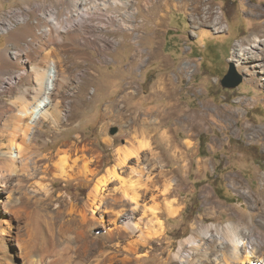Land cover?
<instances>
[{
  "label": "rangeland",
  "instance_id": "1",
  "mask_svg": "<svg viewBox=\"0 0 264 264\" xmlns=\"http://www.w3.org/2000/svg\"><path fill=\"white\" fill-rule=\"evenodd\" d=\"M165 1L162 0L160 4ZM144 2L145 0H131L128 7L109 6L98 16L92 12L94 17L90 22L84 14L78 21L80 29H74L80 34L73 35L74 30L69 31L72 34H67L62 32V29L69 25V20H72L70 14L77 7L75 0H0V21L12 16L13 11L17 10L28 21L22 24L23 26L18 25L10 30L4 26L6 30L0 33V47H5V38L7 44L17 45L8 49L7 58L12 67L0 76V85L3 83L2 78L26 69V75L17 80L11 89L0 91V161L10 159L6 145L12 142L25 149L31 146L30 136L33 130L28 125L29 118L20 119L16 113L24 104L26 106L31 104L30 97L34 92L31 88L37 87L34 76L31 79L36 63L47 68L51 63L57 62L60 70H64L67 76V83L59 89L57 96H54L55 102L59 100L58 110L64 118L59 129L52 128V120L40 123L38 145L43 148L44 155H50L63 143L78 139L89 159L99 157V160L104 161L102 174H105L107 168L117 158L118 149L128 144L126 137L121 134L124 125L112 116V112L117 106H124L123 100L127 101L130 111L136 114L141 112L152 114L162 108L166 103L164 96H154L150 93L156 89L154 86L160 76L168 74L172 78V85L176 86L177 97L182 102V110L178 111H182L180 113L183 114V109L190 107L202 114L204 124L192 131V136L188 138L194 144L190 151L194 155L189 158L190 170L184 179L185 186L169 199L178 201V211L173 215L164 213L158 216L165 224L166 232L154 238V244L140 255L148 256L150 264L169 258L176 262L175 255L178 253L180 243L191 235L193 220L203 216L207 225H226L241 220V231L245 232V228L253 231L255 244L251 246L256 257L262 258L264 42L256 43L254 40L257 31L264 29V0H208L214 12V22L205 24L195 22L199 16L196 17L197 15L192 12V6L177 8L174 2L169 1L164 19L166 24L164 23L162 31L165 32L160 33L159 39L153 34L155 25L151 10ZM184 2L186 0L179 2V5ZM98 3L103 7L106 1L78 0V10L79 7L81 9L94 7ZM28 7L32 13L24 11ZM52 9L56 12L58 28H50V23L40 17ZM127 9L136 10L134 19L130 20L127 14H124ZM95 24L104 26L101 32L115 43L114 46L105 44L109 48L103 47L98 50L89 42L84 44L79 42L85 38L90 39L91 30L96 28ZM49 28L50 33H43L42 30ZM86 33H90L89 37ZM261 35L264 41V32ZM136 37L139 45L135 43ZM255 45L258 46L253 47ZM138 48L143 49L142 55L138 53L143 60L134 57ZM241 48L247 49L251 54L252 52L259 54L263 58V63L253 58L248 61L240 60L237 51L239 52ZM16 50L19 56L14 60L13 53ZM231 64L237 74L242 76L243 81L235 89H224L221 80ZM131 81L134 82V92L125 99L126 92H129L128 83ZM26 88L32 92L26 93ZM20 97H23L22 100ZM129 113L123 111L120 114L126 116L128 120L131 117ZM113 128H116V134L111 133ZM184 134L183 131L177 136L185 140L187 136ZM16 161L17 163H12L16 168L12 172L13 175L1 172L3 168L1 169L0 165V172L4 174L0 180L10 182L8 190L12 192L11 199L15 201L13 205L20 209L18 217L16 213L10 215L7 213L8 217L14 219L9 222L14 229V241H17L18 237L27 236L28 230L32 228L31 226L34 227L38 219L37 223L43 224V235L49 232L48 223L55 224L56 232L60 225L69 228L74 223L82 224L83 219L79 210H82L89 201L91 191L90 186L83 184L87 180H67L56 177L54 172H41L34 180L27 179V174L19 171L21 160ZM20 177H25L28 181L27 188L22 185L23 189L18 184ZM44 184H48L54 190L52 197H47L42 190ZM205 188L212 192V198L206 197ZM7 196L8 194H5L3 198L5 203H0V209L4 211L8 205ZM161 201L162 199L158 202L163 205ZM141 204L155 206L149 198L144 202L142 200ZM210 204L216 207L211 208ZM74 205H78V214L73 210ZM35 212H39V215ZM33 213L40 217L34 216ZM90 213L88 211L89 217ZM28 217H31L29 219L32 225ZM145 217L152 219L153 216L147 214ZM91 222L92 219L84 222L83 240L88 242L89 249L83 260H88V264H92V260L102 251L115 252L111 243L98 237L105 233L103 222H98L100 228L97 229L90 228ZM67 235L71 236V233ZM12 250L22 253L19 246ZM196 256L193 258L196 259ZM32 258L36 260L35 256ZM250 259H247L248 264L252 263ZM25 262L29 264L30 261L26 259ZM252 264L264 263L254 261Z\"/></svg>",
  "mask_w": 264,
  "mask_h": 264
},
{
  "label": "bare ground",
  "instance_id": "2",
  "mask_svg": "<svg viewBox=\"0 0 264 264\" xmlns=\"http://www.w3.org/2000/svg\"><path fill=\"white\" fill-rule=\"evenodd\" d=\"M104 1L106 3L103 4V7H100L98 3L94 7L82 9L79 7L78 10V0H75L77 7L70 14L72 20L68 21L69 25L63 28L62 32L72 34L69 33L70 30L80 29L78 28V21L81 20L84 14L88 18L87 21L90 22L94 17L91 14L92 12L98 16L102 14L101 12L107 10L109 6L128 7L131 2V0ZM161 1L145 0L144 2V5L151 10V17L155 25L153 34L156 39H159L160 33L165 32L162 31L166 24L164 19H166V7L169 1L174 2L177 8L184 9L187 6L189 7V5L192 6V12L197 15L196 17L199 16L195 19V22L198 21L200 24L214 22V12L208 0H186L182 5H179V2L181 3L183 0H166L160 4ZM205 5L207 6L205 7ZM128 9L124 14H127L128 19H134L137 13L135 12L136 10ZM24 11L32 13L29 7ZM40 17L50 23V28L59 27L56 12L53 9L41 14ZM25 21V16L19 10L13 11L12 16L0 21V33H3L6 30L5 28L10 30L22 25ZM218 24L219 22H217ZM95 27V29L91 30L90 37V33H86V36L90 38L89 40L85 38L79 40V42L83 44L89 42L98 50L103 49V47L109 48L108 45L114 46L113 44L115 43L101 32L104 30V26H96L95 24ZM50 28L42 30L43 33H50ZM73 32V35L80 34L78 33L79 31L74 30ZM257 32L258 34L255 36L254 41L263 43L261 34L264 29H260ZM134 40L137 43V37ZM157 43L160 42L157 41ZM142 51L143 49L138 48L137 53L134 55L135 59L139 60L142 58L138 54L142 55ZM252 53L247 49L241 48L239 52L237 51V56L240 60L244 59V61H248L250 58L263 61L259 54ZM18 56L17 50L14 51L13 59L16 60ZM105 59L108 60L106 57ZM262 67L264 66L262 65ZM33 72L31 79L34 76L37 87L31 88L34 89L33 95L30 97L32 100L31 104L27 106L24 104L23 108L16 113L20 119L29 118L28 125L33 130L31 132L32 137L30 136L31 146L25 149L14 142L6 145L10 159L7 158L8 160L0 161L1 169L3 168L1 172L5 171L12 174L15 168L12 163H17L16 160L20 159L21 167L19 171L27 174V179L34 180L41 172H54L56 177L67 180H87L83 184L90 186L91 191L89 193V201L85 203L82 210H79L81 219H83L82 224L74 223L69 228L67 226V228H64L60 225L58 226L59 230L57 229L56 232L55 224L51 225L48 223L49 232L47 235H43V224L37 223L39 219L36 220V218L37 222H35L34 227L31 226L32 228L28 230L27 236L20 238L17 236V241H14V229L9 225V222L14 221V219L10 216L8 217L7 213L9 215L16 213L15 215L17 216L20 213V209L13 205L12 192L8 190L10 182L7 183L5 180H0V203H5V200H3L4 195L8 194L6 199L8 205L4 206L6 210L0 209V264H27L25 262L26 259L30 261L29 264H88V260H83V257L86 256L85 253L89 249L88 242L83 240L85 232L84 222L87 219H92L90 228L93 229L99 227L98 222H103L104 227H102L105 229V233L98 237L107 240L115 249V252L102 251L97 258L92 260V264H150L147 259L148 256L145 257L140 254L154 244V238L160 237L166 232L165 224L158 216L164 213L173 215L178 211V201L169 199L176 191H181L185 186L184 179L190 170L189 158L194 155V153H190L194 144L188 138L192 136V131L201 128V125L204 124V117L190 107L183 109V114L180 113L182 111L179 112L178 110H182V102L177 97L176 86L171 83V76L168 74L160 76L154 86L156 89L150 94L164 96L166 103L162 108L152 114L148 112L136 114L130 111V108L127 107V101L123 100L124 106H117L116 110L112 112V116L123 123L121 134L126 137L128 144L118 149L117 158L113 160V164L107 168L105 174H102L104 161L99 160V157L89 159L83 146L78 143V139L67 141L60 145L56 152H49L50 155H44L43 148L37 143L38 133L41 130L39 125L44 120H52V128L59 129L64 117L58 110L59 100L55 102L54 96L56 97L59 89L67 83V76L64 70H60L57 62L51 63L47 68H44L43 64L36 63ZM24 75H26V69L2 78L3 80L1 81L3 83L0 85V91L11 89L16 84V81H19ZM133 88L134 82L131 81L128 83L127 89L129 92H126L125 99L133 95ZM31 89L26 88V93L32 92ZM25 97L27 96L25 95ZM20 98L22 100L23 97ZM19 102L21 103V101ZM23 102L27 103L25 100ZM13 104L15 105V103ZM123 111L130 112L129 115L131 117L128 120L126 116L120 114ZM183 131L187 136L185 140H181L177 136L178 133ZM171 164H175V166L172 167ZM1 172L0 174H2ZM24 178L20 177L19 179L18 184L21 188H23L22 185L27 188L28 181ZM42 190L47 197H52L54 194V190L48 184H44ZM34 192L37 191L34 190ZM204 192L208 199L212 198V192L208 188H205ZM148 198L151 199L155 206L149 207L148 204H141L142 200L144 202ZM160 199H162L163 205L159 204L158 201ZM210 205L211 208L216 207L215 205ZM73 210L78 214V205H74ZM88 211L91 212V217L87 215ZM35 213H33L34 216L39 215V212H37L38 215ZM141 214L143 216L148 214L153 217L152 219L151 217L147 219L145 216L142 217ZM29 218L31 217H28V220L30 225H32V221ZM204 219L203 216H200L193 220L191 235L180 243L178 253L175 255L176 262L171 261L169 258L166 261H156L155 264H173V262L174 264H180V262L187 264H248L247 259L249 258H251L249 261L252 263L254 261L264 263L257 260L264 261V257H256L251 246V244H255L253 231L245 228L246 231L242 232L241 220L226 225H207ZM90 228L89 230H91ZM67 233H71V236H68ZM214 244L215 246L213 247ZM17 246H19L22 253L18 250H12ZM92 246L95 247V245ZM33 256L36 257V260L32 258ZM194 256H196V259L193 258ZM252 258H254L253 261Z\"/></svg>",
  "mask_w": 264,
  "mask_h": 264
},
{
  "label": "water",
  "instance_id": "3",
  "mask_svg": "<svg viewBox=\"0 0 264 264\" xmlns=\"http://www.w3.org/2000/svg\"><path fill=\"white\" fill-rule=\"evenodd\" d=\"M242 81V76L237 74L234 66L231 64L227 74L221 80V85L224 89H235L242 83ZM116 132V128H113L111 131L112 134H116Z\"/></svg>",
  "mask_w": 264,
  "mask_h": 264
},
{
  "label": "crops",
  "instance_id": "4",
  "mask_svg": "<svg viewBox=\"0 0 264 264\" xmlns=\"http://www.w3.org/2000/svg\"><path fill=\"white\" fill-rule=\"evenodd\" d=\"M6 40V45L5 47H0V76L3 75V73H5L11 66V64L9 63V59L7 58V53H8V49L9 47H16L17 45H15V43H10L7 44V38H5Z\"/></svg>",
  "mask_w": 264,
  "mask_h": 264
},
{
  "label": "built area",
  "instance_id": "5",
  "mask_svg": "<svg viewBox=\"0 0 264 264\" xmlns=\"http://www.w3.org/2000/svg\"><path fill=\"white\" fill-rule=\"evenodd\" d=\"M26 23H28V21H25V22L23 23V25L26 24ZM23 25H21V26H23ZM0 38H1V37H0Z\"/></svg>",
  "mask_w": 264,
  "mask_h": 264
}]
</instances>
